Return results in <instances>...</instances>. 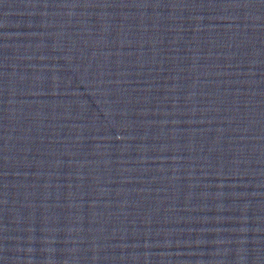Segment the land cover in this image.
I'll return each mask as SVG.
<instances>
[{
	"label": "water",
	"instance_id": "1",
	"mask_svg": "<svg viewBox=\"0 0 264 264\" xmlns=\"http://www.w3.org/2000/svg\"><path fill=\"white\" fill-rule=\"evenodd\" d=\"M0 264H264V0H0Z\"/></svg>",
	"mask_w": 264,
	"mask_h": 264
}]
</instances>
